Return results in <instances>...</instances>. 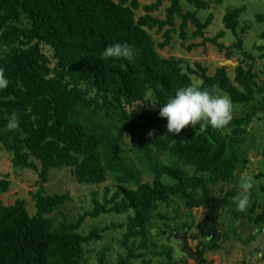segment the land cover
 I'll return each instance as SVG.
<instances>
[{
    "label": "trees",
    "instance_id": "1",
    "mask_svg": "<svg viewBox=\"0 0 264 264\" xmlns=\"http://www.w3.org/2000/svg\"><path fill=\"white\" fill-rule=\"evenodd\" d=\"M168 1L166 18L161 19L153 13L163 0L142 7L139 0H0V69L9 80L0 89V144L14 168L39 175L33 215L23 198L11 205L0 199V264H89L85 245L102 240L103 232L117 225L94 226L86 235L81 229L87 217L103 214L126 215L119 239L125 254L117 264L136 259L153 264L156 258L158 264H186L174 260L171 247L152 232L156 211L172 206L175 199L190 211L205 209L198 223L183 222L182 228H198L191 256L195 264H212L205 252L221 237L217 226L222 212L229 206L236 216L241 212L232 202L238 189L217 195L211 186L234 181L249 162L242 144L252 115L232 116L224 129L198 123L168 133L159 106L189 85L212 94L225 91L234 102L254 101L264 86L257 84L252 67L241 62L231 79L227 66L210 75L201 63L184 69L180 59L162 56L157 46L170 44L177 18L183 39L188 38L189 23L195 26L193 37H203L213 20L212 13L204 21L198 16L208 8L206 0H188L196 7L188 11L180 0ZM140 8L144 14L138 16ZM245 9L228 8L224 14L225 27L235 34ZM257 20L264 21V15L258 14ZM166 26L165 40L156 44L151 30L161 32ZM223 35L207 40L224 50L218 41ZM114 43L129 44L134 60L103 58V49ZM242 43L238 36L233 47ZM12 112L19 128L8 131L5 124ZM126 137L132 141L131 156L124 147ZM64 167L79 184L103 183L104 193L100 200L94 191L93 207L76 219L64 216L56 222L53 212L72 197L69 192L48 194L45 184L53 170ZM10 186L8 174L0 178V196ZM166 233L160 229L158 235Z\"/></svg>",
    "mask_w": 264,
    "mask_h": 264
},
{
    "label": "rangeland",
    "instance_id": "2",
    "mask_svg": "<svg viewBox=\"0 0 264 264\" xmlns=\"http://www.w3.org/2000/svg\"><path fill=\"white\" fill-rule=\"evenodd\" d=\"M156 0H139L141 7L151 4ZM209 2L206 9L199 10L198 16L205 20L210 13L213 14L211 24L204 30L203 37H193L195 26L188 24L186 31L188 38L180 37L179 25L181 18L176 19V32L173 33V39L169 45L158 47V52L167 58L180 59L183 68L188 66L195 67L196 63L208 68V74L212 75L218 66H227L231 79L234 78V68L241 62L244 67L251 66L256 75V82L259 86H264V49L259 47L264 45V39L261 33L264 32V21H258L257 15H264V0H222L220 4ZM183 11L195 10L196 7L188 0H180ZM170 2L163 0L160 8L153 13L154 16L161 19L166 18V9ZM244 5L245 11L239 19L237 34L227 29L224 24V14L228 8H234ZM144 14L142 8L137 11V15ZM24 24L28 21L23 19ZM245 28V31L243 30ZM168 26L161 32L156 29L151 30V34L156 44L165 40L164 32ZM220 32H224L223 37L218 41L223 43L226 48L219 50L212 44L209 38L215 37ZM240 36L243 40L241 48L233 47V43ZM45 51L50 55V50L46 47ZM230 54V56H229ZM251 55V57H249ZM230 61V62H229ZM196 82L199 78L193 75ZM93 95V93H91ZM151 95V94H150ZM215 95H227L232 104V116L246 115L251 113V123L248 126L245 142L242 144L244 152L248 153L249 162L246 167L239 172V175L232 182H221L211 186L213 194H226L231 189L241 190L245 179L250 178L251 188L248 189V206L239 216L234 214L232 207H227L221 214L218 221V230L221 233L220 239L208 248L205 252L208 260L212 264H264V93L256 97L252 102H234L229 93L219 90ZM156 108L157 104L151 101L149 104ZM124 147L127 149V155L131 156L130 146L132 141L126 137ZM9 175L11 186L9 190L0 196V199L6 205L14 204L19 198L27 202V208L31 215L36 213L34 193L39 187L38 172L31 169H16L12 165L10 154L0 144V178ZM107 183H111L108 179ZM46 193H66L69 192L72 200L53 212L52 216L56 222L67 216L69 219H76L84 210L93 207V192L97 191L98 199H102L104 184L85 185L79 184L72 176L71 170L64 167L60 170H53L50 173L49 181L45 184ZM203 207L193 208L191 211L184 207L183 203L174 200L172 206L162 205L156 211V217L153 220L154 228L152 232L158 236L160 243L165 244L173 250V258L177 261H184L186 264H195V260L190 253L183 248L181 237L175 236V230L184 233L183 222L198 223L205 215ZM158 214L165 215L160 217ZM126 222V215L106 214L97 218L87 217L81 229L83 234H88L94 226L117 225L115 228L103 232V239L96 240L85 245L84 256L89 264H117L120 254H125V249L119 244V239L125 232V227L120 226ZM171 225V228L167 227ZM166 234L159 236V230ZM198 228L194 226L189 232V245L196 250L198 239L195 234ZM207 242V239H202ZM104 253V259L101 255ZM146 258L152 259L150 255ZM160 259V258H159ZM130 264H142L140 259L133 260ZM153 264H158V259H153Z\"/></svg>",
    "mask_w": 264,
    "mask_h": 264
},
{
    "label": "clouds",
    "instance_id": "3",
    "mask_svg": "<svg viewBox=\"0 0 264 264\" xmlns=\"http://www.w3.org/2000/svg\"><path fill=\"white\" fill-rule=\"evenodd\" d=\"M102 57L132 62L134 51L127 43H114L103 49ZM8 84L9 80L5 77L3 69H0V89L6 88ZM232 111L233 104L227 95H215L195 85H189L178 89L174 96L159 106L158 115L166 118L168 133H179L185 126L193 127L198 123L214 129H224L232 120ZM19 123L17 114L12 112L7 118L5 128L8 131L17 130ZM250 188V178H247L243 181L241 190L232 198L236 211L246 210Z\"/></svg>",
    "mask_w": 264,
    "mask_h": 264
},
{
    "label": "water",
    "instance_id": "4",
    "mask_svg": "<svg viewBox=\"0 0 264 264\" xmlns=\"http://www.w3.org/2000/svg\"><path fill=\"white\" fill-rule=\"evenodd\" d=\"M174 234H175V236L182 238L184 250L188 251L190 253V255L193 256L194 251L189 245V237H191V236L188 235V232L180 233L178 230H175Z\"/></svg>",
    "mask_w": 264,
    "mask_h": 264
}]
</instances>
